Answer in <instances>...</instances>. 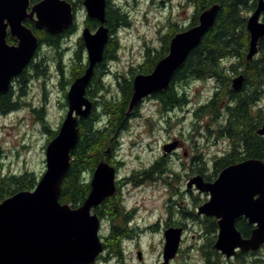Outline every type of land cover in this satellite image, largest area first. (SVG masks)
Returning <instances> with one entry per match:
<instances>
[{
	"label": "water",
	"instance_id": "obj_1",
	"mask_svg": "<svg viewBox=\"0 0 264 264\" xmlns=\"http://www.w3.org/2000/svg\"><path fill=\"white\" fill-rule=\"evenodd\" d=\"M83 7L87 17L99 22L95 30L89 27L82 30L87 67L67 91L66 116L46 148V171L33 190L19 191L0 202V264H95L104 251L101 217L94 209L116 193V168L106 161L97 165L90 181L91 191L80 206L60 201L72 151L80 138L79 120L87 117L94 105L87 96V88L96 66L104 59L111 37L106 25L107 0H84ZM220 8V3H214L203 10L198 24L172 37L168 54L156 63L152 72L134 76L128 114L145 98L169 87L176 71L215 23ZM263 11L264 0H258L247 19L250 35L247 60L259 53V41L264 37ZM76 16L74 5L68 0H40L32 5L31 0H0V94L9 92L40 47L38 36L25 21L31 20L37 28H45L52 34H61L75 23ZM8 35L17 43H9ZM244 80L243 73L235 76L233 89L240 90ZM258 133L264 136V122ZM177 145L178 142L166 144L164 150L171 152ZM187 186L209 194L208 200L198 207V214L217 219V238L212 245L216 251L231 259L238 252H254L264 246L263 160L248 158L230 164L213 181L195 175ZM239 217L255 225L249 237H244L237 228ZM182 236V227L164 231L161 264H170L176 257ZM139 257L142 258L141 253Z\"/></svg>",
	"mask_w": 264,
	"mask_h": 264
},
{
	"label": "rangeland",
	"instance_id": "obj_2",
	"mask_svg": "<svg viewBox=\"0 0 264 264\" xmlns=\"http://www.w3.org/2000/svg\"><path fill=\"white\" fill-rule=\"evenodd\" d=\"M111 3L128 12L130 25L117 31L120 45L118 58L107 61L103 69L101 82L104 89L95 97L98 101L101 97L110 99L114 96L120 100L118 79L121 76L131 78L132 69L141 71L140 65L144 64L147 47L159 48L162 43L161 36L173 31V26L170 25L172 22L177 23L179 28L188 27L196 9L195 4L188 0H111ZM76 12V29L64 44L65 79H62L61 69L57 67V54L53 48L43 45L35 58L47 61L45 75L38 76L31 69L32 77L25 89V95H20L19 82H13L11 88L15 96L19 95V108L0 116L2 176L29 170L39 179L46 171V148L51 136L33 109L44 108L48 128L52 131L59 130L68 110L65 93L70 87L65 85L64 88L60 82L66 81V78L72 77V73L78 70L77 65H72V53L76 49L78 37L86 27L87 15L84 7ZM251 13H248V17ZM85 62L87 63L86 52ZM186 89L189 101L171 112L162 111L156 99L144 100L139 115L131 119L129 129L122 133L113 161L115 165L118 164L117 160L122 162L119 176L128 177L122 179L124 183L120 188V194L125 198L123 206L120 205V216H113L107 210L117 198L106 203L105 207L101 206L104 219L101 220L100 237L104 244H108L106 237L109 236L112 222L120 225L132 237L124 242L121 256L110 253L105 245L97 264H161L165 243L163 230L170 217L186 225L178 254L170 264L216 262L215 254L209 248H200L207 243L209 236L206 234L203 215L197 217L201 216L202 223L193 216L198 214V207L208 200L209 194L194 186L188 188L187 185L192 177L198 175L192 171V167L202 165L203 161L206 162L207 173L214 172L212 160L230 148V140L217 134V121L210 118L195 120L196 117L193 116L194 110L214 94L215 81L193 80L186 85ZM97 110L101 113V118L105 117L106 120L102 109ZM174 142H178L177 147L166 153L164 145ZM160 157L167 160V166L172 172H166L163 179L144 181L142 169ZM132 171L133 178L129 179ZM87 178L91 181L92 175L87 174ZM131 209L136 210L133 216L125 214V211ZM211 249L215 250L213 247ZM254 252L257 253L246 252V264L255 263L258 258L264 261V246ZM140 253L142 258L139 257ZM225 258L221 254L220 259Z\"/></svg>",
	"mask_w": 264,
	"mask_h": 264
},
{
	"label": "trees",
	"instance_id": "obj_3",
	"mask_svg": "<svg viewBox=\"0 0 264 264\" xmlns=\"http://www.w3.org/2000/svg\"><path fill=\"white\" fill-rule=\"evenodd\" d=\"M38 1L40 0H31V4H35ZM68 1L73 3L75 11L83 7L84 0ZM188 1L193 2L196 6L192 21L188 27L198 24L200 13L214 3H220L221 8L215 23L204 35L201 43L191 51L186 61L176 71L169 87L154 93L151 98L156 99L162 111L171 112L174 108L182 107L189 101L186 85L191 81H215L216 90L214 94L206 102L200 104L193 113V116L196 117L195 120L210 118L217 121V134L230 140V148L214 159L213 173H207L205 161L196 168L192 167V171L201 174L205 180H213L215 175L217 176L224 167L230 164L248 158H259L264 161V136L258 133V129L264 122V37L259 41V53L252 60H247L246 55L250 40L247 29L248 13L254 11L258 0ZM262 18L264 20V11ZM25 24L31 27L38 36L40 41L39 49L43 45L53 48L57 54V67L61 69L62 79H65L63 76L64 67H66L63 59L64 44L67 37L75 31L76 23L61 34H52L45 28L39 29L30 20H26ZM106 25L109 27L111 37L106 45L104 59L96 66L92 80L87 88V96L94 102L93 109L87 117L79 120L80 138L76 148L72 151L70 169L62 183L60 201L69 203L72 207L80 206L91 191V184L87 174L92 175L97 165L102 161L115 165L113 158L119 149L121 135L129 129L131 119L140 113L141 104L139 103L128 114L134 76L139 73L147 74L152 72L156 63L168 54L172 37L179 31L188 28H179L177 23H170L173 26V31L161 36V46L159 48L147 47L143 59L144 64L140 65L141 71L136 72L132 69L131 78L121 76L118 79L120 100H117L114 96L110 99L101 97V100L98 101L95 97L104 89L101 82V76L104 73L103 69L107 61L118 58L117 51L120 45L117 31L130 25L128 12L121 6L113 5L111 0H107ZM85 26L95 30L99 26V22L86 17ZM8 41L15 43L16 39L10 35ZM85 52V44L80 36L76 42V49L72 53V65H77L78 70L72 73V77L60 82L64 88L65 85H71L76 77L84 73L87 67ZM37 55L38 53L35 57ZM37 59L35 58L28 67L35 70L38 76H44L48 63L43 58ZM31 68H26L19 75L20 95H25L26 93L25 89L32 77L29 74L31 73ZM241 73L245 76L243 87L240 90H235L232 87V79L235 75ZM18 97L15 96L12 88L9 92L0 94V116L19 108ZM97 105H100V107H97ZM97 109H102L106 115V120L105 117L104 119L101 118V113ZM33 111L38 114L39 120L43 122L45 129L50 132V139L54 138L58 131H52L48 128V123L44 118V108H34ZM117 163V166L122 164L121 161H117ZM141 172L145 176L144 181H152L163 179L166 172L172 171L167 166V160L164 157H160L142 169ZM37 180V176L29 170H25L22 173L0 175V202L19 191L33 190ZM116 198L118 200L115 201L114 199ZM113 200L115 202H112L111 205L109 204L110 207L107 210L113 216H120L122 194H119L118 197L114 194L106 198L101 206L105 207L106 203ZM101 206L96 207L94 211L102 218L104 211H101ZM236 226L244 237L250 236L251 227L245 221L239 220ZM204 227L206 234L209 236L207 243L200 248L203 250L207 247L215 254L216 262L212 264L247 263L246 256L248 253L246 252H238L233 257L234 259L225 258L221 260V253L211 249L217 238L218 226L216 220L206 217ZM131 237L118 224H113L109 236L106 237L108 244H104V246L106 245L108 251L113 253V255L121 256L124 242ZM256 253L251 252L250 254ZM256 261H263V259L258 258Z\"/></svg>",
	"mask_w": 264,
	"mask_h": 264
},
{
	"label": "flooded vegetation",
	"instance_id": "obj_4",
	"mask_svg": "<svg viewBox=\"0 0 264 264\" xmlns=\"http://www.w3.org/2000/svg\"><path fill=\"white\" fill-rule=\"evenodd\" d=\"M32 5V4H31ZM31 21V20H30ZM33 22V21H32ZM10 35H8V37H9ZM8 37H7V39H8ZM14 38V37H13ZM15 39V38H14ZM9 42V41H8ZM10 43V42H9ZM15 43H17V40H16V42ZM11 44H13V43H11ZM31 67H28V69H30ZM32 69V68H31ZM30 75H32V73H29ZM18 79H19V77L18 78H16L15 80H17L18 81ZM14 80V81H15ZM152 96H149V97H147V98H151ZM147 98H145L144 100H146ZM143 100V101H144ZM142 101V102H143ZM142 102L140 103L141 105H142ZM220 156V155H219ZM196 159V157H194L193 158V160H195ZM117 161H119V160H117ZM212 161H214V160H212ZM112 165V164H111ZM115 168H116V171H117V177H116V193H115V196H119V194H120V188L122 187V184L124 183L123 181H122V179H124V178H126V179H128V177H124V178H121L120 176H119V173H118V171H119V168H120V165H113ZM92 175H93V173H92ZM133 178V171H132V177H129V179H132ZM215 180V179H214ZM207 181H211V180H207ZM213 181V180H212ZM133 183V180H130V183ZM191 190V189H190ZM124 198H125V196H122V204H123V201H124ZM101 206V205H100ZM123 206V205H122ZM122 210V209H121ZM136 210L135 209H131V210H129V211H127V212H130V213H127L126 211H125V214H127L128 216H129V214H132V216H133V214H134V212H135ZM198 215L199 214H193V216L196 218V220L197 221H200L201 223H202V219L199 217V218H197L198 217ZM108 216V215H107ZM204 219H203V223H204V221H205V218L206 217H208V216H205V215H203L202 216ZM208 218H214L215 220H216V223H217V226H218V222H217V219L215 218V217H208ZM104 218H101V220H103ZM133 219V218H132ZM131 219V220H132ZM239 220H243V221H245L250 227H251V231H252V229L255 227V225H251L250 223H249V221L245 218V217H239L238 219H237V222L239 221ZM114 223L112 222V224H111V226L113 225ZM120 226V225H119ZM169 227H182L183 228V233H184V231L186 230V225L184 224V223H182V222H177V221H175L174 219H171V217L170 218H168V220L166 221V223H165V225H164V230L163 231H165L167 228H169ZM249 253H251V252H249ZM255 263H259V262H264V261H254ZM252 264V263H251Z\"/></svg>",
	"mask_w": 264,
	"mask_h": 264
}]
</instances>
